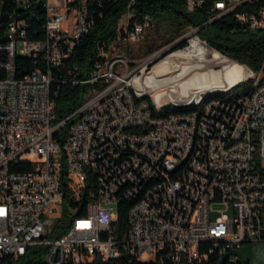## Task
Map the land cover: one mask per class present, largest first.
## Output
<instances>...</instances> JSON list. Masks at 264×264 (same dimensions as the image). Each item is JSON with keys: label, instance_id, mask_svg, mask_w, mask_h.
Returning <instances> with one entry per match:
<instances>
[{"label": "built area", "instance_id": "2783aa9c", "mask_svg": "<svg viewBox=\"0 0 264 264\" xmlns=\"http://www.w3.org/2000/svg\"><path fill=\"white\" fill-rule=\"evenodd\" d=\"M96 2H20L22 11L10 14L0 37V264L34 246L47 248L45 264H242L244 245L264 244V78L242 66L254 78L250 95L172 115V103L190 104L202 93L160 83L159 71L192 39L208 45L192 30L186 46L164 59L169 47L147 62L117 53L124 43L139 45L151 27L149 16L138 19L136 0L127 1L120 46L99 52L90 77L75 78L67 64L92 30ZM205 5L209 23L232 17L264 30V0H187L191 11ZM36 8L46 15L45 37L31 40L21 13L30 17ZM19 57L34 66L22 77ZM65 84L92 88L82 106L55 122L54 88ZM20 160H36L37 175ZM172 166H184L183 176H166ZM151 175H160V185L142 187ZM66 194L76 203L67 205L73 221L63 236L47 240ZM123 198L135 206L121 234L112 207ZM76 210L85 218L75 220Z\"/></svg>", "mask_w": 264, "mask_h": 264}, {"label": "trees", "instance_id": "16d2710c", "mask_svg": "<svg viewBox=\"0 0 264 264\" xmlns=\"http://www.w3.org/2000/svg\"><path fill=\"white\" fill-rule=\"evenodd\" d=\"M27 0H0V37L3 38L6 28L10 22V14L14 11L21 12L20 2ZM37 1V0H28ZM95 4V22L92 30L83 36L76 46L72 58L67 66L72 68L75 78H88L95 68V64L100 60V51H109L112 45H119L123 39V34L118 31L119 25L127 10L128 0H100ZM138 19L142 21L145 16L151 18L150 34L145 35L143 41L136 50L132 46L127 48L122 45L120 51L131 60L141 59L151 56L165 46L176 44L173 50L182 49L186 46V41L177 42L187 32L197 30L196 34L207 45L217 51L227 59L238 63L241 67H246L255 76L262 75L264 78V30H250L248 27L237 24L232 17L209 23V7L205 5L202 9L191 11L187 6V0H136L134 7ZM33 16L30 12L23 11L22 18H27V29L29 39H44V24L46 15L42 9H33ZM102 15V16H101ZM122 38V39H121ZM119 39H121L119 41ZM18 77L30 73L33 69V60L26 57H19L17 61ZM87 80V79H84ZM90 84L71 85L65 84L55 87L57 90L55 122H58L84 104ZM254 78L246 82L239 83L230 89L227 93H218L209 95L199 112L204 111V107L213 101L223 103H235V99L250 95L254 91ZM193 108V109H192ZM194 107H185L181 109H172V114L190 113ZM66 129H64L65 131ZM67 180L62 177V187L67 188ZM89 193L96 190L94 181L88 185ZM70 201L69 195H65L64 211L62 217L57 219L50 231L46 235L47 240H56L63 236L69 229L74 215L67 209L68 203L72 207L76 203ZM123 199V204L116 210V226L118 232L124 234L127 232L128 207L131 203ZM76 210V216L79 214ZM82 213L81 210H79ZM84 213V211H83ZM75 216V217H76ZM264 220V215H263ZM244 245L243 247H245ZM243 247L241 251L243 250ZM240 251V252H241ZM47 248L44 246H34L29 248L27 253L21 257H9L1 264H45ZM242 258V257H241ZM242 264H252L251 259L243 260Z\"/></svg>", "mask_w": 264, "mask_h": 264}, {"label": "bare ground", "instance_id": "6f19581e", "mask_svg": "<svg viewBox=\"0 0 264 264\" xmlns=\"http://www.w3.org/2000/svg\"><path fill=\"white\" fill-rule=\"evenodd\" d=\"M92 26H93V22H91V28ZM229 60H227V58L225 59V57L223 58L217 52L213 51L205 44H202L197 39H192L190 41V47L184 52V54L181 57L179 58L173 56L169 57V61L166 64L164 63L165 65L163 66V70L159 71V73H162L163 75H166L168 71H170L169 73H171L169 77L160 79L159 82L163 83L164 85L173 84L167 82L168 79L185 78L183 77L184 68L204 69L211 76V78H209L202 85V89H201L202 91L198 92V93H202V95H199V97H195L192 99V101L197 99V103L195 104H191V102L190 104L172 103V105L182 104V106L177 108L172 106V109L175 110L185 107H194V110L193 111L191 110L192 112L190 113L172 114V115L198 114L200 111L199 109L204 104V100L206 99V96L223 93V92H211V91L216 89H229L235 83L241 81L243 78H246L249 71L245 70V68L243 69L241 66L238 65V63L236 64L232 62V60L231 61ZM217 102L220 101H213L211 103H217ZM203 109L204 111L207 110L208 105L205 106ZM189 141H197V134H189ZM20 167H24V169L28 170V175H37L36 160H20ZM183 174H184V166H172L166 169V176H168L169 178H178L183 176ZM154 185H160V175H151V177H145V179H142V187H153ZM123 199L129 201L131 203V206H135V199L133 198H123ZM116 210L117 207H112L113 222H115L116 220ZM81 211L82 213H80L79 210L77 211V213L79 214L77 216L75 215L76 216L75 220H82L85 218V210H81Z\"/></svg>", "mask_w": 264, "mask_h": 264}, {"label": "rangeland", "instance_id": "374dc122", "mask_svg": "<svg viewBox=\"0 0 264 264\" xmlns=\"http://www.w3.org/2000/svg\"><path fill=\"white\" fill-rule=\"evenodd\" d=\"M151 31H148L147 34H150ZM193 32L194 31H189L186 33L185 35V40L186 42L190 41V39L193 37ZM128 46H132L134 47L136 50L138 49V45H130V44H127V43H124V47L127 48ZM166 47H169L167 52L164 54V56H162L160 59H164L165 57L167 56H170L172 53H174L175 51L177 50H173V51H170V48H171V45L169 46H165L163 48H161L160 50L166 48ZM121 49V48H120ZM120 49L118 48V51L117 53H122L120 51ZM158 50V51H160ZM213 50V49H212ZM169 51V52H168ZM215 51V50H213ZM217 52V51H215ZM219 54V53H218ZM220 55V54H219ZM175 57H177V55H174ZM173 56V57H174ZM223 57V56H222ZM149 58H151V56H147V57H142L141 59H139L141 62H145L146 60H148ZM224 58V57H223ZM226 59V58H225ZM229 60V59H227ZM169 59H166V62H168ZM231 61V60H229ZM140 62V63H141ZM147 62V61H146ZM159 61H157L158 63ZM233 62V61H232ZM235 63V62H234ZM156 64V63H154ZM153 64V65H154ZM237 64V63H236ZM240 66V65H239ZM243 68V67H242ZM150 70H147L145 72V74H149V72L151 71V67L149 66ZM244 69V68H243ZM246 70V69H245ZM170 71H168L165 75V77H169L171 75V73H169ZM248 72V71H247ZM249 72H248V75L246 76V78H243L241 81L235 83L234 85H237L239 83H242V82H245L247 80H249L250 78L249 77ZM183 79H168L167 82H170V83H173L172 86H179L181 84H183L181 86V88H184V89H188V88H192L194 89L193 91H202V85L209 79L211 78V76L208 74V72L204 69H200V68H194V69H187V68H184V74H183ZM190 78V79H189ZM192 78V79H191ZM245 79V80H244ZM177 80V81H175ZM165 82V83H167ZM175 82V83H174ZM233 85V86H234ZM171 86V85H170ZM170 88V87H169ZM228 89H216V90H213L211 92H223V93H227ZM210 93V92H209ZM208 96H206L207 98ZM58 211L56 213V215L54 216V218L57 220L59 218L62 217V213L64 211V205L63 206H58ZM67 209L69 211H73V209H71L70 207H67ZM214 210L217 211V210H221V207L219 206H215L214 207ZM214 219V215L212 217ZM55 220V221H56ZM240 255L242 257L243 260H247V259H251L252 261V264H264V244L263 245H260V246H254V245H246L245 247H243V250L240 252Z\"/></svg>", "mask_w": 264, "mask_h": 264}, {"label": "water", "instance_id": "95a60500", "mask_svg": "<svg viewBox=\"0 0 264 264\" xmlns=\"http://www.w3.org/2000/svg\"><path fill=\"white\" fill-rule=\"evenodd\" d=\"M173 48L174 47H172L171 49H170V51H173ZM235 86V85H234ZM234 86H232L230 89H232ZM229 89V90H230ZM195 103H197V99H195V100H193L192 102H191V104H195ZM172 106H174L175 108H177V107H180V106H182V104H173Z\"/></svg>", "mask_w": 264, "mask_h": 264}]
</instances>
